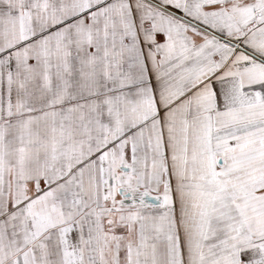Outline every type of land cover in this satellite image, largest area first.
Returning a JSON list of instances; mask_svg holds the SVG:
<instances>
[{
	"label": "snow or ice",
	"instance_id": "1",
	"mask_svg": "<svg viewBox=\"0 0 264 264\" xmlns=\"http://www.w3.org/2000/svg\"><path fill=\"white\" fill-rule=\"evenodd\" d=\"M0 264H264V0H0Z\"/></svg>",
	"mask_w": 264,
	"mask_h": 264
}]
</instances>
